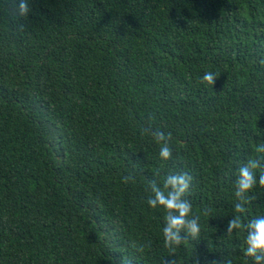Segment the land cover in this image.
I'll return each mask as SVG.
<instances>
[{
    "label": "trees",
    "instance_id": "trees-1",
    "mask_svg": "<svg viewBox=\"0 0 264 264\" xmlns=\"http://www.w3.org/2000/svg\"><path fill=\"white\" fill-rule=\"evenodd\" d=\"M18 4L0 0V264H264L246 255L264 216V0ZM180 173L191 212L168 246L179 212L148 201Z\"/></svg>",
    "mask_w": 264,
    "mask_h": 264
},
{
    "label": "clouds",
    "instance_id": "clouds-1",
    "mask_svg": "<svg viewBox=\"0 0 264 264\" xmlns=\"http://www.w3.org/2000/svg\"><path fill=\"white\" fill-rule=\"evenodd\" d=\"M18 11L21 16H26L28 14L30 11L28 0H19ZM261 63H264V60H262ZM203 81L210 85H214L216 79L214 75L209 72L203 76ZM160 139H164L163 133L160 134ZM256 151L264 153V145L258 146ZM171 154V149L167 145L160 151V155L163 159H169ZM256 167V162L253 160L250 161L248 166H243L239 169V179L236 182L237 190L235 192V196L237 198L244 200V194L249 192L253 186L256 185L257 180L252 172V169ZM191 180L192 177L187 173L171 175L165 181V186L167 187L170 185L173 191L169 192V194L165 196L163 192L157 189L155 190V200L148 201L152 207H155L156 203L159 202L161 205H164L166 209L177 210L179 212L178 217L171 215L167 217L168 226L164 229V235L166 245L168 246L172 243L178 245L181 242L178 231H173V229L178 230L180 227L184 226L186 223L185 217L191 212V204L187 200L181 199V196L189 190ZM258 182L261 186H264V172L261 173ZM235 210L238 213H243L245 211V207L242 203H236ZM187 226L193 237L199 234L200 226L195 218L187 221ZM239 228H241V218L236 216L234 219L229 221L227 232L231 234L233 229ZM246 228L248 230L246 237V255L254 257L256 262L264 260V216H258L250 220L246 225ZM173 264H175V262H173ZM212 264H217V262L212 261ZM228 264H231V262L228 261Z\"/></svg>",
    "mask_w": 264,
    "mask_h": 264
}]
</instances>
